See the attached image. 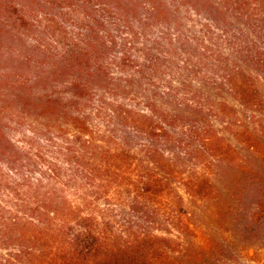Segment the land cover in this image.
Instances as JSON below:
<instances>
[{
	"label": "trees",
	"instance_id": "obj_1",
	"mask_svg": "<svg viewBox=\"0 0 264 264\" xmlns=\"http://www.w3.org/2000/svg\"><path fill=\"white\" fill-rule=\"evenodd\" d=\"M0 64V264H264V0H0Z\"/></svg>",
	"mask_w": 264,
	"mask_h": 264
},
{
	"label": "rangeland",
	"instance_id": "obj_2",
	"mask_svg": "<svg viewBox=\"0 0 264 264\" xmlns=\"http://www.w3.org/2000/svg\"><path fill=\"white\" fill-rule=\"evenodd\" d=\"M4 50V49H3ZM3 52V51H2ZM5 69V65L0 64V71ZM262 122H264V118H261ZM261 126V125H259ZM261 128V127H260ZM264 134V133H263ZM261 154H264V136L261 138ZM243 153H246L245 151H243Z\"/></svg>",
	"mask_w": 264,
	"mask_h": 264
}]
</instances>
